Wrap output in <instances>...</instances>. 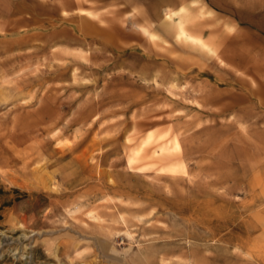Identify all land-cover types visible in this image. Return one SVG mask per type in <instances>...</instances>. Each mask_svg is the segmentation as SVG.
<instances>
[{
  "label": "rangeland",
  "instance_id": "obj_1",
  "mask_svg": "<svg viewBox=\"0 0 264 264\" xmlns=\"http://www.w3.org/2000/svg\"><path fill=\"white\" fill-rule=\"evenodd\" d=\"M263 80L264 0H0V264H264Z\"/></svg>",
  "mask_w": 264,
  "mask_h": 264
},
{
  "label": "crops",
  "instance_id": "obj_2",
  "mask_svg": "<svg viewBox=\"0 0 264 264\" xmlns=\"http://www.w3.org/2000/svg\"><path fill=\"white\" fill-rule=\"evenodd\" d=\"M204 45H206V44H204ZM253 93H254V96H256L258 98L259 97L262 98V104H263V110L262 111L264 112V80L262 81V86L259 89L254 90ZM261 161H262V164H261L262 169L261 170H262V173L264 175V154H263ZM151 250L152 249L146 248V249L140 251L139 253H140V255L147 257L151 253ZM138 256L139 255L136 254V257H138Z\"/></svg>",
  "mask_w": 264,
  "mask_h": 264
},
{
  "label": "bare ground",
  "instance_id": "obj_3",
  "mask_svg": "<svg viewBox=\"0 0 264 264\" xmlns=\"http://www.w3.org/2000/svg\"><path fill=\"white\" fill-rule=\"evenodd\" d=\"M119 217V216H118Z\"/></svg>",
  "mask_w": 264,
  "mask_h": 264
}]
</instances>
